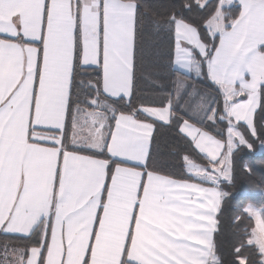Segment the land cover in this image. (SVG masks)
<instances>
[{"label":"snow or ice","instance_id":"obj_1","mask_svg":"<svg viewBox=\"0 0 264 264\" xmlns=\"http://www.w3.org/2000/svg\"><path fill=\"white\" fill-rule=\"evenodd\" d=\"M155 7L0 0V235L27 241L0 242V264H264V0ZM164 127L202 156L182 155L191 180ZM237 163L259 201L227 190Z\"/></svg>","mask_w":264,"mask_h":264},{"label":"trees","instance_id":"obj_2","mask_svg":"<svg viewBox=\"0 0 264 264\" xmlns=\"http://www.w3.org/2000/svg\"><path fill=\"white\" fill-rule=\"evenodd\" d=\"M150 3H153L156 7V11H164V5H166L169 0H149ZM179 2V0H177ZM213 3H215V0H212ZM186 15H193L191 13H186ZM202 35L206 38L207 33L204 31V29H201ZM195 85L198 86L200 89H206L208 91H214L213 85L206 79H198L192 81ZM141 87H143L141 85ZM137 103H139V97L135 98ZM226 123H219L217 124V128H222L226 130ZM206 131L210 132L213 135H217L219 138L218 132L211 126L208 125L205 127ZM158 139L160 142V148L163 152L168 153L175 149L177 151V155L169 157L168 158V165L167 169L168 171L174 176V178L178 179H190L191 177L185 174V167L184 162L182 160V155L185 153H188L193 156L194 159L197 160V162H203L202 156L198 152H191L190 151V145L187 142V139L185 137H182V135L178 132L177 128L175 127H164L159 129L158 131ZM247 150H243L241 152V155H245ZM245 158H251L254 160L255 163L259 164L261 160L260 154L252 153L250 154V157L248 155H245ZM243 184L246 188L251 189L253 194L256 196V200L259 201L261 199V196L259 192L257 191V186L255 182L244 175L241 170L239 163H237V169H236V184L233 188L227 189L229 191H235L236 188H239ZM240 211L239 205L236 201H226L224 204V211L222 213V221H223V227L220 232V234L216 237L217 243L220 246L221 252L224 255L225 260L229 259V251L231 244L233 240L235 239L234 236V226H233V218L238 215ZM5 240L14 241L18 246L23 247L24 244L27 243L26 240L19 239L17 237H4L0 235V242H4Z\"/></svg>","mask_w":264,"mask_h":264},{"label":"crops","instance_id":"obj_3","mask_svg":"<svg viewBox=\"0 0 264 264\" xmlns=\"http://www.w3.org/2000/svg\"><path fill=\"white\" fill-rule=\"evenodd\" d=\"M199 126V125H198ZM176 128V127H175ZM178 130V129H177ZM176 179H178V178H176ZM192 178H190L189 180H191ZM194 182H199V181H194ZM205 186H211V185H205Z\"/></svg>","mask_w":264,"mask_h":264},{"label":"rangeland","instance_id":"obj_4","mask_svg":"<svg viewBox=\"0 0 264 264\" xmlns=\"http://www.w3.org/2000/svg\"><path fill=\"white\" fill-rule=\"evenodd\" d=\"M196 87H198L197 85H195ZM186 171V170H185Z\"/></svg>","mask_w":264,"mask_h":264}]
</instances>
